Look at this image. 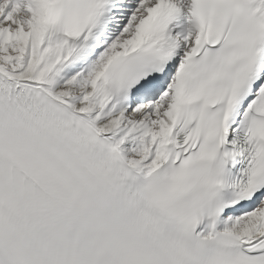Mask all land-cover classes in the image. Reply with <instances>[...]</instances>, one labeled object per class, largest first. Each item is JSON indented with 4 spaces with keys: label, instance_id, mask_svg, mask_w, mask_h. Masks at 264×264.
<instances>
[{
    "label": "snow or ice",
    "instance_id": "6c2138e0",
    "mask_svg": "<svg viewBox=\"0 0 264 264\" xmlns=\"http://www.w3.org/2000/svg\"><path fill=\"white\" fill-rule=\"evenodd\" d=\"M0 264H264V0H0Z\"/></svg>",
    "mask_w": 264,
    "mask_h": 264
}]
</instances>
